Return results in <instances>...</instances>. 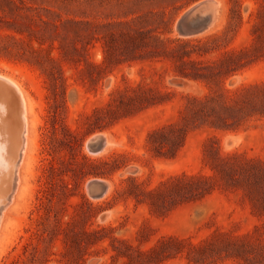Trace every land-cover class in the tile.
<instances>
[{
  "label": "rangeland",
  "instance_id": "obj_1",
  "mask_svg": "<svg viewBox=\"0 0 264 264\" xmlns=\"http://www.w3.org/2000/svg\"><path fill=\"white\" fill-rule=\"evenodd\" d=\"M205 1L0 0V93L8 95L7 116L22 139L26 135L21 163L16 156V190L0 220V264H146L140 254L172 237L185 242V251L161 264H264V177L252 178L253 163L264 173V0H210L218 7L213 24L184 33L183 14ZM18 9L35 14L39 27L49 31L57 25L74 35L77 26L83 37L90 22L98 24V37L110 28L136 29L161 41L146 54L139 51L143 58L111 61L101 69L89 65L103 59L100 40L87 45L78 61L54 48L44 70L21 54L30 55L29 43L10 35V23L22 19ZM196 18L193 13L190 20ZM108 23L116 25L100 26ZM143 95L163 100L122 115L130 100L147 101ZM213 107L229 128L206 120L216 118ZM169 125L186 128L184 143L173 156L158 155L148 136ZM102 133L110 144L91 152L88 141ZM211 146L228 167H244L232 178L225 173L215 179ZM85 156L105 158L106 175L84 176L92 169ZM184 174L210 176L216 186L202 196L186 193L184 200L167 189L160 197L149 195ZM7 179L2 176L0 189ZM99 179L109 183L102 197L89 190ZM152 199L153 206L147 202ZM101 227L104 240L75 244L84 229ZM226 240L246 242L248 256H226ZM191 243L206 252L192 250Z\"/></svg>",
  "mask_w": 264,
  "mask_h": 264
},
{
  "label": "trees",
  "instance_id": "obj_2",
  "mask_svg": "<svg viewBox=\"0 0 264 264\" xmlns=\"http://www.w3.org/2000/svg\"><path fill=\"white\" fill-rule=\"evenodd\" d=\"M17 14L22 18L21 20H16L13 23H10L9 28H12L14 32L10 35L12 37H17V39L23 42H27L30 45L28 55L27 51L21 53L29 60H32L34 64L46 70V61L54 60L53 55H51V51L54 48H59L62 56L67 58L68 60L78 61L81 60L80 57L84 58L83 51L86 50L87 45L93 44L94 40H100L103 46V59L100 62H91L89 65H92L95 69H101L108 62L120 63L126 60L143 58V56L139 53L142 49H144V54L147 53V48L152 45H157L160 43V38L156 34H152L149 30H136L132 33L124 30H110L105 31L106 33L102 37H98L95 35V31L99 30L98 24L87 22L86 25L91 26L89 32H87L83 37L80 35V27H74L73 32L74 35H70L69 32L64 31L62 33L59 30L57 25L53 26V31L45 30L46 27H39L34 18L35 14H30L26 12H21L20 9L17 10ZM40 17V16H39ZM41 18V17H40ZM44 25H48L46 20L42 19ZM74 22L75 25L83 22H76L74 20H70ZM52 24V23H50ZM94 24V26L92 25ZM103 25V26H102ZM116 24H100L101 27H108ZM94 28V29H92ZM37 42V46L33 45V42ZM56 41L59 42V45H56ZM79 41H82V45H79ZM48 44V45H46ZM46 45V46H45ZM152 51V50H151ZM45 53V54H44ZM139 53V55H134ZM132 55L134 57H132ZM55 81L56 78H53ZM142 99L147 101H135L130 100V104L126 105L124 110L122 111V115H131L135 110H141L147 108L151 105H155L161 103L163 99H148L149 97L146 95L141 96ZM134 99V98H131ZM133 102V103H132ZM137 102V103H136ZM202 107V104H201ZM224 109H229L227 106H223ZM194 112V108L190 107ZM206 109V108H205ZM201 112H204V108L201 109ZM198 112V111H195ZM212 112L216 114L215 119H206L212 125L219 128H229L226 125V122L221 110L216 107L212 108ZM121 115V116H122ZM219 121L223 122L220 123ZM186 135L185 127H177L173 125L159 127L150 132L148 136V145L152 150H154L158 155L164 156H173L175 152L183 145L184 139ZM86 164L90 165L92 169L90 171H82L81 173L84 176L88 174L104 176L106 175V171H103L102 165L105 166L109 162L105 158H90L85 156ZM226 158L223 157L219 148L217 146H211V149H208V164L210 168L215 172L214 178L216 179L218 176H222V174H227L232 178V173L236 168L242 169L244 166L239 164L238 162L232 166L226 165ZM117 168L114 167L113 170ZM258 164L253 163V176L254 182H258L261 178L264 177V173L260 174ZM213 177V176H212ZM210 176L203 175H180L173 177L170 182L163 183L164 188H160L159 190L149 191V195L153 198L160 197L165 194V189H167L170 193H176L178 195L183 196V200L186 199L184 195L186 193H190L195 196H202L209 192H211L215 188V180L211 181ZM238 179H235L233 182H238ZM164 189V190H163ZM262 205H264V196L261 195ZM152 206L155 204L152 201H147ZM106 228L101 227L100 229L94 230H86L84 229L80 237H76L74 242L78 247H83V245H90L102 241L105 239V236L102 235L101 231H104ZM184 241L179 238H163L159 241V243L151 248L150 250L141 253V257L143 258V262L146 264H161L164 260H168L170 258L175 257L178 253H183L184 249ZM192 250L204 254L206 252L205 246L190 244ZM214 247V246H213ZM224 250L227 252L228 257L239 258V257H247L248 253V244L244 241H235V240H226L225 244L223 243ZM219 248V246H216ZM119 252V250H118ZM122 252V251H120ZM190 257L193 260H196V257H192L191 253ZM247 260V259H246ZM251 260V259H249Z\"/></svg>",
  "mask_w": 264,
  "mask_h": 264
},
{
  "label": "bare ground",
  "instance_id": "obj_3",
  "mask_svg": "<svg viewBox=\"0 0 264 264\" xmlns=\"http://www.w3.org/2000/svg\"><path fill=\"white\" fill-rule=\"evenodd\" d=\"M208 1H210V0H208ZM218 6H219V4H218ZM205 12H207V11H205ZM210 12H212V11H210ZM216 15H217V12H216ZM216 15H215V17H217ZM183 16H184V14H183ZM201 18H202L201 24H203L204 26L210 25L209 15H204ZM213 22H214V20H213ZM6 95H7L6 92L0 93V111H1L0 112V120H1V122H0V141H2L1 144L3 145V146H1V144H0V168H1L0 169V184H1L2 176H4L5 178L10 177V179H9L10 181L8 179L6 182L4 181V183H6L4 185L5 189L4 190H3V188L0 189V220H2L4 211H5L6 207L8 206V204L10 203V201L12 200V196L16 190L17 181H18V169L20 166V164L16 160V156L18 155L17 152H19L20 163H21L23 153H24V149H25V143H26V139H25L26 135H25V138L22 139L21 132L17 130L16 123L14 121H12L11 116H10V118H9V116H7L8 110L10 109V106L8 105V102H7V96L8 95L7 96ZM3 100H6L5 101L6 103H3ZM25 109H26V105H25ZM25 119H26V116H25ZM99 136L104 137L105 140H104L102 149L100 151L96 152V151L92 150L91 142L94 138L99 137ZM110 142H111V140L109 139V137L107 138V135H105L104 133L98 134V135H95L94 137H92L88 141V148L93 153H100L101 151H104L107 148V146H108V144H110ZM3 150H6L5 154L3 153L4 152ZM7 167H9V169H10L9 172L4 171ZM8 181H9V184H8ZM96 181L106 183L108 185L106 191L108 190V188H109L108 182L101 180V179L94 180V182H96ZM89 190H90V193L93 194L91 182L89 183ZM100 197H102V196H100Z\"/></svg>",
  "mask_w": 264,
  "mask_h": 264
},
{
  "label": "water",
  "instance_id": "obj_4",
  "mask_svg": "<svg viewBox=\"0 0 264 264\" xmlns=\"http://www.w3.org/2000/svg\"><path fill=\"white\" fill-rule=\"evenodd\" d=\"M213 11L209 15V20H210V24L213 22V19L215 17V11H216V6L214 4L213 1H205L199 5H197L192 11L189 12V14H186L185 16H183L182 20H181V29L184 33H196L199 32L201 30H203L206 26H204L203 24H201L202 22V12L204 11ZM195 13L197 15L196 20H190L191 15ZM105 138L102 136L96 137L92 140L91 142V148L93 151H100L102 149L103 143H104ZM92 184V189H93V194L95 196H102L106 193V189L108 187V185L106 183L103 182H91Z\"/></svg>",
  "mask_w": 264,
  "mask_h": 264
}]
</instances>
